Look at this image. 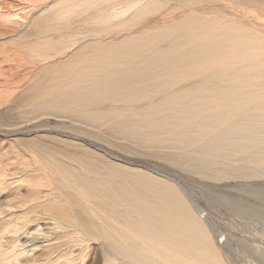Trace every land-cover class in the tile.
Here are the masks:
<instances>
[{"label": "bare ground", "instance_id": "1", "mask_svg": "<svg viewBox=\"0 0 264 264\" xmlns=\"http://www.w3.org/2000/svg\"><path fill=\"white\" fill-rule=\"evenodd\" d=\"M204 1L213 13L194 9L135 30L166 5L0 0V31L14 45L43 29L89 25L69 42L0 49V91L19 84L11 71L55 58L30 119H70L92 135L105 126L181 171L264 184V0ZM255 190L264 204V187ZM0 198V264H98V243L105 264H229L216 241L226 237L178 180L99 159L74 139L0 142ZM250 208L241 204L242 219L264 237V208Z\"/></svg>", "mask_w": 264, "mask_h": 264}, {"label": "rangeland", "instance_id": "2", "mask_svg": "<svg viewBox=\"0 0 264 264\" xmlns=\"http://www.w3.org/2000/svg\"><path fill=\"white\" fill-rule=\"evenodd\" d=\"M159 1H162V3L166 5L165 8L167 9H164V6L161 7L158 13L156 12L151 16V20L148 19L146 22H143L144 24L142 23L140 26H135L136 29L134 27L133 32L134 29L138 30L147 26L148 21L149 23L152 20L160 21L161 19H166L165 21L169 19L177 21L184 13L192 12L195 10H203L204 13L211 14L213 13V9L216 8L214 6L211 10V7H209L208 3L204 0L200 3L198 2V0ZM189 1L191 2L190 4H188ZM223 2V0L217 1L218 4H222ZM220 8L221 7H219V10ZM221 9L223 10V8ZM24 18L27 19L28 17ZM86 24L87 22L85 21V24L83 23L82 25H79V27L78 25H73L71 26V29L73 30L60 29L58 31V29L51 28L48 30L43 29L41 33L34 32L33 35L28 39L30 42H34L32 44L26 42L23 44H11L8 39V34L3 33L4 31H0V49L8 48L9 50H13L15 48L25 52V50L30 47L38 50L40 49V46L42 47L45 45H42V43L49 44V41L51 39L57 40V38L59 39V36L61 35H63L61 38L62 43L64 41L69 42V39L73 37L75 32L77 33L81 31L80 33H82L84 29H89V25ZM46 34H48L49 36ZM63 37H65V40L63 39ZM51 45L52 47H54V45L57 44L51 42ZM52 51L54 52L53 48ZM54 60L55 58H51L49 59V62H47V64L44 62L45 64L39 63L31 66H26L25 68H19L17 70H14V72L11 71V73L9 74L8 80L14 79L16 83L19 82V84H16L14 87H9L10 90L0 91L1 93L4 92V95H6H1L2 100L0 101V142L9 143L10 140H22L27 146V142L29 141L34 142V140H47L52 137L62 140L74 139L82 145L86 146L88 149L96 151L98 153L99 159H105L114 162L118 165H125L133 169H140L143 171H155L172 177L178 180L181 185L188 191L191 198L196 200L198 204L211 216L210 218L213 222L214 227L216 226V230L222 231V234L227 238L228 241L226 240V238L223 239V237L221 240L218 239L216 241L224 259L227 260L229 264H264V260H262L263 258H259L258 256L261 255L260 253H255L256 251L254 250L248 251L249 253L246 252V248L254 249L251 246L252 244L256 248L262 247L264 250V237L259 236L254 231V227L251 224H247V222L243 221L242 217L244 218L245 215L243 214L244 212L242 213L240 210L241 204L243 205V207L246 205L252 206L253 208H250V210L252 211L258 209L259 212V208H264V204L259 205L257 193H255V188L264 187L263 183H257L254 181L245 182L243 180L238 179H228L220 182L212 181L209 179L201 178L192 173L181 171L180 169L171 166L169 163L157 159L155 156L152 157V155H149L145 152H140L139 149H135L130 143L124 142V139H115L114 137L110 136V130L107 129L105 126H98V129H96V134L93 133L92 135L90 133H77L72 130L74 124L70 122V119L64 120V125H60L62 124V121H60L55 116L51 115L46 116L47 118L40 117L39 119H30L28 116L32 110L31 101L36 95L37 89L40 90V84H43L44 81V84L47 83L42 69L44 65L47 66L48 63ZM38 68L40 70L39 73ZM25 70L29 72H25ZM0 79L3 80L4 78L0 76ZM32 82H35L36 84H32ZM29 86L31 89L28 90ZM106 108L111 109V105L107 103ZM29 120H31V122L27 126H25L26 122ZM82 127L83 130L91 129L89 127H86L85 125H83ZM6 150L7 148L2 150V152ZM125 150L126 152H124ZM40 163V161L38 163L36 161L37 165H41ZM108 172L110 173V171ZM253 193L255 195H253ZM1 201L2 198H0V202ZM224 243H226V245ZM102 246V243H98V249H96V251H93L95 260L98 259V264H105L106 262V256L103 250L104 247ZM260 252L262 253V251ZM263 254L261 257H263ZM230 256L232 258H230Z\"/></svg>", "mask_w": 264, "mask_h": 264}]
</instances>
